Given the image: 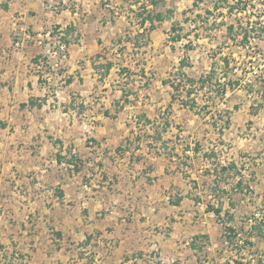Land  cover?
Returning a JSON list of instances; mask_svg holds the SVG:
<instances>
[{
	"label": "crops",
	"instance_id": "0c3cea01",
	"mask_svg": "<svg viewBox=\"0 0 264 264\" xmlns=\"http://www.w3.org/2000/svg\"><path fill=\"white\" fill-rule=\"evenodd\" d=\"M153 1L0 0V264H245L250 252L264 255V221L252 228L241 205L253 188L264 207V145L226 139L246 114L229 111L222 125L212 91L203 97L198 79L217 64L206 51L188 60L189 73L183 45L179 64L170 61L171 27L132 42L143 31L135 10L152 11ZM48 30L68 43L65 84L34 68L44 56L35 37ZM183 70L189 79L170 80Z\"/></svg>",
	"mask_w": 264,
	"mask_h": 264
},
{
	"label": "rangeland",
	"instance_id": "374dc122",
	"mask_svg": "<svg viewBox=\"0 0 264 264\" xmlns=\"http://www.w3.org/2000/svg\"><path fill=\"white\" fill-rule=\"evenodd\" d=\"M194 1L195 0H156V8L152 9V12L162 11V13L166 14L167 18L162 21L155 19V27H151V22H149L150 20L146 26L145 24L141 25L142 18L138 15V12L141 11L142 8L140 9L138 6L137 10L134 12V17L136 19L135 25L139 28H143V31L136 34V36H127V38L131 37L132 42L137 43V45L139 44V41L147 40L149 42L152 39L150 35L152 29L156 27H163L164 29L169 28L170 31L172 24L177 23V30L174 32L172 31L173 33L171 34L174 35L175 33H180L184 35V37L180 40L181 42L173 41L170 38L171 34L166 39V43L171 42L173 45L170 61L179 64V55H177V52L181 50L180 45H183V48L185 49V56L183 59L186 61V64H183V66H185V70L189 71V73H192V70L189 69V61H191V57L197 53H200L201 50L206 51V55H208L209 58H214V63H217L216 69L210 68L209 70L206 68L203 70H207L208 72H204L199 77L198 84H200L199 81L201 78L205 79L206 76L211 74L213 75L211 79H209V82L205 84L207 88H200L199 85V90L202 91L203 97L210 90L212 91L213 97L215 98L213 107L216 108V112L220 110L218 114L222 115L218 116V119L222 120V125H227L231 122L230 116H228V113L226 114L225 112L226 110L228 112H234L240 108L242 109L240 115L243 113L246 114L241 116L242 126L238 127L235 125L238 131H236V128L234 127L230 130L231 132H234V134L231 136V134L228 132L229 136H227L226 139H231L230 141H239L240 143L243 141L251 142L254 145H258V143L261 142L263 147L264 93L259 91L262 83L259 79H254L252 75H249L248 73L250 70L247 68L249 66L252 69L253 65L257 66L260 63V60L259 57H257L255 60L248 59L249 55L254 56V54L248 52L247 50H243L242 47H240L242 44V33H247V31L249 32L250 30L253 31L255 29L250 28V25L253 24L254 27L256 25V20L252 16L253 14L260 13L261 7L258 6V8L255 9V12L251 10V14H241L234 9L233 11L231 10L232 12L230 11L229 6L234 5V0H229V2L225 0H197V5H194ZM258 2L259 0H256L255 4ZM242 5L240 7H244V5ZM235 9H237V7ZM250 9H252V7ZM249 18H252L253 22H251ZM229 25L233 26L232 30H230ZM153 37H155L156 41H158L157 36ZM159 42L163 43L164 41L160 40ZM187 43H191L189 44L191 45L189 48L187 47ZM263 44L264 43L261 42V45ZM141 46L139 48V52L141 51ZM155 53L156 55L159 54L157 52ZM233 53H235V56L241 59V64L239 65L237 71H234L236 64L234 63L235 59L233 57ZM228 55L230 56V58H227L229 60V64L225 65L223 58L224 56L227 57ZM205 61L210 63V59L208 58L205 59ZM250 61H253L254 63L250 64ZM197 65H200V63ZM184 74H186L184 70L183 72H175L171 74L170 80H174V82L177 83L183 79L190 78ZM178 79L181 80L179 81ZM238 79H242V82L236 84L235 86H231L229 84L230 81L236 82ZM222 87L226 89V93L221 96L216 92V89H222ZM256 114L259 115L255 117ZM262 151H264V148H262ZM252 153L254 154L256 151H253ZM253 180L250 181V184L252 185L254 184ZM255 193L256 192L253 190V188H249L248 192H246V198L244 202H241V205H247L249 207L247 208L248 212H252L253 215H255L257 212H260L263 215L264 207H260L259 197L255 195ZM241 197L240 195L236 196V198L239 200ZM262 200H264V197ZM262 204L264 205V201ZM248 217L250 218L251 216L248 215ZM179 249L183 250L184 248L181 247ZM8 261L9 260H7L5 263L10 264ZM12 262H14L13 264L20 263L19 259ZM216 263L211 261L208 264ZM224 263L231 264V261L229 260L228 262ZM191 264H194V260L191 262Z\"/></svg>",
	"mask_w": 264,
	"mask_h": 264
},
{
	"label": "built area",
	"instance_id": "2783aa9c",
	"mask_svg": "<svg viewBox=\"0 0 264 264\" xmlns=\"http://www.w3.org/2000/svg\"><path fill=\"white\" fill-rule=\"evenodd\" d=\"M255 2L256 0H243L242 4L244 7L234 10L241 14H251V10L255 12V9L258 8V6L261 7V12L258 14H253L252 16L256 20V25L254 27L252 24L250 25V28L255 29L253 31H247V40L242 42L240 46L243 50H247L248 52L254 54V56L249 55L248 59L255 60L257 57H259L260 63L257 66L253 65V70L249 66L247 68L250 70L248 73L249 75H252L254 79L260 80L264 79V44L261 45V42L264 43V0H259L257 4H255ZM251 7L252 9H250ZM249 19L251 22H253L252 18ZM244 35L245 33L243 32L241 35L242 39ZM35 41L40 46H43L44 49L43 58L34 63V68L37 74L40 75L43 81L47 84H52L55 82H58L59 84H65L67 79L65 75L59 72V65L60 61L65 58L68 53V43L63 40L60 35L54 34L51 30L38 33L37 37H35ZM16 44L21 47L23 40H18ZM233 57L235 59L234 63L236 64L234 71H237L239 65L241 64V59L235 56V53H233ZM252 63L254 62L250 61V64ZM178 80L180 81V79ZM204 88H207V86L205 85ZM90 143L92 144L93 142L91 141ZM210 164L211 163L205 159L199 168V171L203 172L205 169L210 167ZM256 219L264 221V214L262 215L260 212L255 213V215L250 219L251 224H253ZM237 244L243 249H247L248 247L245 242V237L243 236L238 238ZM246 257V260H243L245 264H259L260 260L263 262L261 264H264V255L256 256L255 253L250 252L246 255Z\"/></svg>",
	"mask_w": 264,
	"mask_h": 264
},
{
	"label": "trees",
	"instance_id": "16d2710c",
	"mask_svg": "<svg viewBox=\"0 0 264 264\" xmlns=\"http://www.w3.org/2000/svg\"><path fill=\"white\" fill-rule=\"evenodd\" d=\"M225 1H228L229 2V0H225ZM242 2H243V0H234V5H230L229 6V9H230V11L232 10L233 11V9H235L236 7L237 8H240V6H241V4H242ZM153 3H156V1H153ZM197 3H198V1L197 0H195L194 1V5H197ZM216 6H218V5H216ZM240 10V9H239ZM231 11V12H232ZM138 15L139 16H141V25H144V23H145V21L146 20H150V22H151V27H155L154 26V20L155 19H157L158 21H162L163 19H164V15H163V13H161V12H157L155 15H152V11H148L145 7H143L142 8V10L141 11H139L138 12ZM229 27H230V30H232L233 29V26L232 25H229ZM171 29H172V31L174 32V31H176L177 30V23H173L172 24V27H171ZM184 37V35H182V34H180V33H175L174 35H172L171 36V39L173 40V41H179V40H181L182 38ZM247 40V33H245V35L243 36V39L241 40V42H245ZM189 44H191V43H189ZM188 43H187V47L189 48V46H191V45H189ZM191 48V47H190ZM223 61L225 62V65H228L229 64V60L227 59V57H224L223 58ZM181 64H186V62H184V61H181ZM212 75L213 74H211V75H209V76H206L205 77V79H200V88H204V86H205V84L207 83V82H209V79H211V77H212ZM189 78V77H188ZM181 80V79H180ZM191 82H194V80H191ZM240 82H242L241 81V79L239 80L238 79V81H236V82H229V84L231 85V86H235L236 84H239ZM260 82L262 83V85H261V88L259 89V91L261 92V93H264V79H260ZM172 84H174V83H172ZM180 85V83L179 84H174V86H175V88H178V86ZM226 89L225 88H223L222 87V89H216V92L217 93H219L221 96L223 95V94H225L226 93V91H225ZM188 92H190V91H188ZM226 112V114L228 113V111L226 110L225 111ZM219 116H221V114H219ZM210 208H213V207H211L210 206ZM214 209V208H213ZM215 211H216V213L218 214L219 212H220V209H217V208H215L214 209ZM230 218H233L232 216H230ZM258 221H261V220H258V219H256V221L252 224V228H254L256 225L255 224H257L256 222H258ZM245 242H246V244H248V243H251L250 241H248V239L246 238L245 239ZM252 244V243H251ZM192 246H193V248H200L201 249V247L199 246V245H197V244H192ZM244 263V262H243ZM261 263H263L261 260L259 261V264H261ZM247 264V263H246Z\"/></svg>",
	"mask_w": 264,
	"mask_h": 264
}]
</instances>
